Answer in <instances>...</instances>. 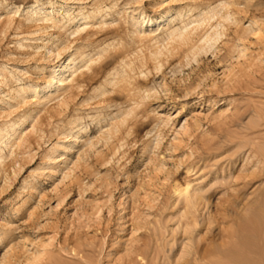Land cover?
Listing matches in <instances>:
<instances>
[{
  "label": "rangeland",
  "instance_id": "obj_1",
  "mask_svg": "<svg viewBox=\"0 0 264 264\" xmlns=\"http://www.w3.org/2000/svg\"><path fill=\"white\" fill-rule=\"evenodd\" d=\"M263 154L264 0H0V264H229Z\"/></svg>",
  "mask_w": 264,
  "mask_h": 264
},
{
  "label": "bare ground",
  "instance_id": "obj_2",
  "mask_svg": "<svg viewBox=\"0 0 264 264\" xmlns=\"http://www.w3.org/2000/svg\"><path fill=\"white\" fill-rule=\"evenodd\" d=\"M71 66V65H70ZM68 65V70L70 74V76L74 75V73L77 71L75 68L70 67ZM73 66V65H72ZM75 69V70H73ZM69 76V77H70ZM83 75H80L75 82L79 83V79H82ZM68 80L70 78H67ZM67 81V80H63V81H58L60 85H63V82ZM262 153V152H261ZM260 155V154H259ZM262 157L264 158V154L262 155ZM263 158L260 157L261 160H263ZM262 162V161H261ZM259 162V163H261ZM264 162V161H263ZM187 190L183 189V190H178L177 193H179V195L183 196ZM261 195V194H260ZM257 198L259 197L258 195L256 196ZM256 198V199H257ZM262 199V198H261ZM188 202V201H187ZM260 202H264L263 200ZM255 204V202H254ZM253 204V205H254ZM258 204V203H257ZM227 208V207H226ZM229 208V207H228ZM253 208V207H252ZM225 211V210H224ZM223 211V212H224ZM256 214V213H255ZM248 215V214H247ZM252 215V214H251ZM241 221V220H240ZM239 221V222H240ZM237 220V223H239ZM192 223V222H191ZM236 223V224H237ZM242 223V222H241ZM237 226V225H236ZM237 229V228H236ZM192 230V229H191ZM188 231V230H187ZM236 234H238V236H235L237 238H235V240L237 239V250L235 251V253L233 254V256L230 258H228V263L229 264H264V205L263 208H259L258 209V213L255 216H247L245 217V222L244 225H242V227L239 228V231L237 229ZM235 234V235H236ZM230 245V244H229ZM195 248V246L193 247ZM191 249V248H190ZM226 250V248H224ZM224 249L221 250L224 252ZM235 250V248H234ZM192 251H194L192 249ZM213 251V250H212ZM190 252V251H189ZM219 252V251H218ZM194 253V252H193ZM192 253V254H193ZM211 251L208 253L210 254ZM222 253V252H221ZM199 255V253H197ZM195 254V257H197ZM204 254V253H203ZM207 254V256H208ZM213 254V253H212ZM219 254V253H216ZM211 255V254H210ZM194 255H191V257ZM200 256V255H199ZM198 256V257H199ZM202 258L206 259V256L201 255ZM204 256V257H203ZM225 256V255H224ZM194 257V258H195ZM216 258L218 256H215ZM197 258H195V261ZM202 259V260H203ZM220 261V260H218ZM224 261V260H223ZM218 263V262H217ZM224 264H227L226 262Z\"/></svg>",
  "mask_w": 264,
  "mask_h": 264
}]
</instances>
